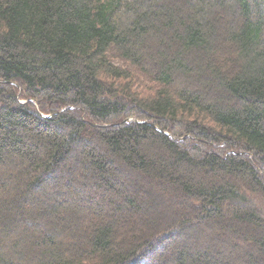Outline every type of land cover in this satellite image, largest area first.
Here are the masks:
<instances>
[{"label":"trees","instance_id":"1","mask_svg":"<svg viewBox=\"0 0 264 264\" xmlns=\"http://www.w3.org/2000/svg\"><path fill=\"white\" fill-rule=\"evenodd\" d=\"M0 264H264V0H0Z\"/></svg>","mask_w":264,"mask_h":264}]
</instances>
